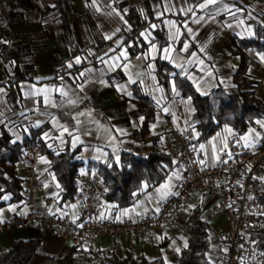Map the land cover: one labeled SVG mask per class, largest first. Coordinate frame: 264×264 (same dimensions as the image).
I'll return each mask as SVG.
<instances>
[{"label": "crops", "instance_id": "crops-1", "mask_svg": "<svg viewBox=\"0 0 264 264\" xmlns=\"http://www.w3.org/2000/svg\"><path fill=\"white\" fill-rule=\"evenodd\" d=\"M204 3L206 0H71L66 25L53 16L42 19L40 12L30 13L23 24L0 36V140L6 135L12 142L23 143L31 130L48 123L44 139L50 148H62L68 142L71 149H78L80 178L88 173L98 175L89 162H118L122 151L146 155L155 146L154 140L170 130L183 129L196 138V130L188 124L192 99L182 94L174 76L187 78L201 95L217 87L234 92L232 77L239 64L235 48L239 40L264 30V0H216L201 8ZM130 8L146 25L126 44L123 35L131 27L124 14ZM244 51L254 62L247 67V74L259 82L255 93L264 101V49L249 47ZM158 60L173 68L166 82L159 80ZM139 97L150 103L147 116ZM224 129L200 142L203 162H214L227 148L228 139L236 132ZM246 132L237 134L254 148L258 137ZM49 162V156L40 153L35 166L39 190L33 202L35 210L77 220L78 203L61 201ZM15 167L23 179V169L17 163ZM171 171L175 175L172 180L150 190L142 188L125 208H115L101 197L99 215L125 217L154 210L179 180L182 165L175 164ZM190 199L192 206L180 220L178 231L186 229L187 216L196 205H200L203 218L208 221L211 217L214 228L224 229V212L215 197L193 192ZM0 202V220L26 211L22 191L20 199L13 200L5 193ZM206 209L212 214L204 217ZM178 231L166 229L132 242L124 235L102 234L93 246L105 258L131 252L136 259L161 257L171 264L181 249L171 247L179 241ZM210 237L207 257L214 263L218 243L212 231ZM16 243L24 264H73L76 253L70 240L40 228L11 225L0 231V252ZM154 248L160 253L150 257Z\"/></svg>", "mask_w": 264, "mask_h": 264}, {"label": "built area", "instance_id": "built-area-1", "mask_svg": "<svg viewBox=\"0 0 264 264\" xmlns=\"http://www.w3.org/2000/svg\"><path fill=\"white\" fill-rule=\"evenodd\" d=\"M257 144L251 148L237 133L228 139L227 148L214 162L201 163L200 142L183 129H173L156 138V144L171 159L182 165L181 176L167 196L154 210L125 217L99 215L104 183L96 173L79 178L75 201L79 215L73 220L50 211L38 212L34 207L38 173L35 166L40 158L37 145L26 144L17 162L23 169L22 198L26 211L8 220H0V231L13 225L18 229L40 228L70 240L76 247L73 264H108L95 249L94 241L102 234L124 235L129 242L136 237H151L164 230L178 231L184 213L190 210L193 192L215 197L225 216L223 230L214 228L218 243L213 264H264V205L258 196L264 191V127H259ZM205 210L202 215H211ZM258 235V236H256ZM168 247H165V251Z\"/></svg>", "mask_w": 264, "mask_h": 264}, {"label": "trees", "instance_id": "trees-1", "mask_svg": "<svg viewBox=\"0 0 264 264\" xmlns=\"http://www.w3.org/2000/svg\"><path fill=\"white\" fill-rule=\"evenodd\" d=\"M70 5L71 0H0V36L7 35L11 27L23 24L34 11L40 12L42 19L53 16L66 25ZM124 16L131 27V31L123 35L124 42L128 44V41L146 24L132 8ZM263 32V29L257 30L256 35L239 40V46L235 48L239 64L232 77V82L236 86L234 92L228 93L217 87L201 95L187 78L174 76L182 94L192 99L194 107L189 114L188 124L196 130V139L199 142L208 140L222 127L243 133L255 120L264 118V101L255 93L259 82L247 74V67L254 62L244 51L249 47L264 49ZM172 69L167 62L158 60L159 80L166 82L165 77ZM138 103L146 109V116L149 115L150 103L147 98L139 97ZM49 128L50 125L46 123L31 130L29 137L20 144L12 142L6 135L1 138L0 196L9 193L13 200L21 198L22 178L17 176L15 165L22 158V148L29 142L37 145L40 153L49 156V169L60 187L61 201L75 199L79 181L78 168L82 165L77 158L78 149H71L68 142L62 148L55 146L50 148L48 141L44 139V134ZM144 130L145 126L142 132ZM154 143L152 150L144 156L122 151L118 162L88 163L97 170L104 183L102 195L104 200L112 203L115 208H125L133 203L137 191L142 188L150 190L166 180L177 163L156 144V139ZM258 200L264 205V191L258 196ZM200 210V205H196L187 216L186 246L180 249L176 262L171 264H213L207 257L211 232L208 221L201 216ZM258 235L264 238V232ZM19 251L20 244L16 243L9 250L0 252V264H24L19 259ZM106 260L108 264H167L161 257L151 260L136 259L131 252H127L123 257L111 255Z\"/></svg>", "mask_w": 264, "mask_h": 264}, {"label": "rangeland", "instance_id": "rangeland-1", "mask_svg": "<svg viewBox=\"0 0 264 264\" xmlns=\"http://www.w3.org/2000/svg\"><path fill=\"white\" fill-rule=\"evenodd\" d=\"M259 127H264V118L260 119V120H255V122L253 124H250V126L248 127V129L246 131L249 132L250 136H252V137H259V133H258V128ZM224 128L227 130L226 127H222V129H224ZM222 129H220V130H222ZM247 132H246V134H247ZM225 135H226L225 137L227 139L228 134L225 133ZM174 176H175L174 172L171 171L167 175L166 180L167 181L172 180L174 178ZM220 214H221V212H220ZM222 216H224V215H222ZM211 221H212V219H211V217H209L208 218V222H209L210 232L214 229V225H215ZM176 238H178L179 241L172 242L171 247L173 249H175L176 251H179L180 248H182V247H184L186 245V240H187V231H186V229L185 228H183V229L180 228V231H178V233L176 235ZM158 253H160L159 249L158 248H154L150 257H155V256L158 255ZM207 254H209V253H207ZM211 255H212V253H211ZM212 257H214V254L212 255Z\"/></svg>", "mask_w": 264, "mask_h": 264}, {"label": "snow or ice", "instance_id": "snow-or-ice-1", "mask_svg": "<svg viewBox=\"0 0 264 264\" xmlns=\"http://www.w3.org/2000/svg\"><path fill=\"white\" fill-rule=\"evenodd\" d=\"M216 3V0H206V3H204V4H200L199 6L201 7V8H206V7H208L209 5H211V4H215ZM165 51H168V50H165ZM121 55H126V53H122ZM80 62V58H77V60H76V63H79ZM72 65L71 64H69V67H71ZM81 75H83V73L81 74ZM121 90H123V89H121ZM64 131L65 132H67L68 131V129L67 128H64ZM47 135V134H46ZM201 147H203V146H201ZM201 163H203V161H201ZM165 187H167V185H165ZM5 199H7V197H5ZM186 246V245H185Z\"/></svg>", "mask_w": 264, "mask_h": 264}]
</instances>
